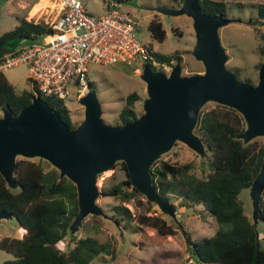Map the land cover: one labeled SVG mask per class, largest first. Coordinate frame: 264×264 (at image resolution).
I'll list each match as a JSON object with an SVG mask.
<instances>
[{
	"label": "trees",
	"instance_id": "trees-1",
	"mask_svg": "<svg viewBox=\"0 0 264 264\" xmlns=\"http://www.w3.org/2000/svg\"><path fill=\"white\" fill-rule=\"evenodd\" d=\"M198 3L207 14L227 16V4L224 0H198ZM257 13L259 22L264 23V5L258 6ZM147 27L156 40L162 41L165 38V28L158 18L150 19ZM46 30V23L21 17L13 28L0 34V55L3 53L4 43L15 42L10 48L14 49L19 46L16 44L19 39L36 40ZM175 31L181 35L180 31ZM259 35L263 40L264 32ZM260 47L263 52V44ZM149 49L161 63L173 65L176 59H182L177 51L167 54L156 52L151 47ZM152 68L157 69L155 66ZM233 70L240 75L237 69ZM243 80L254 84L248 77ZM89 86H95L91 80ZM32 87L31 90L16 91L0 71V108L16 114L38 93L69 127H74L70 109L64 99L40 94L35 86ZM139 97L135 90L126 94L124 105L118 112L119 123L139 115L135 108ZM245 127L242 114L233 107L217 104L209 109H201L194 131L210 151L207 158L203 157L207 170L201 176H196L189 171L191 163L176 164L166 160L159 163L155 160L150 168L156 193L166 195L172 203L171 196L175 195L182 206L199 203L221 224L211 235L201 239L192 238L180 218L176 217L170 223L157 209L151 210L156 203L147 200L131 184L124 161L120 163L125 169L126 177L108 187L103 186L100 192L119 196L122 198L121 202L137 198L138 204H146L149 213H142L136 219L140 226H152L162 235L176 234L180 229L195 264H264V245L239 197L243 188H249L260 168L264 144L257 139L244 143L239 135ZM44 161L40 157L38 160L16 158L15 188L8 186L0 173V209L11 212L24 228L21 236L0 238V248L14 255L2 264H88L100 253H110L114 257L115 249L110 248L108 242L89 235L70 234L69 224L78 211L75 184L66 176L59 177L56 167L45 170ZM113 210L119 213V216H114L116 222L130 220L132 217L131 210L124 204H116ZM259 214L264 220V191L259 201ZM83 222L84 219L81 225ZM67 235L72 245L68 249H62L58 243Z\"/></svg>",
	"mask_w": 264,
	"mask_h": 264
},
{
	"label": "water",
	"instance_id": "water-1",
	"mask_svg": "<svg viewBox=\"0 0 264 264\" xmlns=\"http://www.w3.org/2000/svg\"><path fill=\"white\" fill-rule=\"evenodd\" d=\"M154 9L191 17L195 34L191 53L202 62L203 71L183 74L180 59H176L168 73L154 70L149 62H144L139 75L146 83L147 96L137 117L124 123L105 122L96 89L90 86L78 97L84 116L74 127H69L38 93L18 113L3 109L0 115V173L8 186H17L14 171L18 155L47 160L59 170V177L66 176L75 184L78 211L69 224L70 234L76 232L88 214H105L96 202L99 175L113 168L117 161H124L131 184L147 200L176 219V205L166 195L156 193L150 168L176 141L185 143L200 156L206 154V144L194 127L207 101L233 107L242 114L246 127L239 137L244 143L264 135V39L258 80L252 84L239 79L226 66L228 55L218 28L232 18L205 13L198 0H182L178 7ZM246 22L255 23L251 19ZM263 191L264 154L249 186L254 226L262 219L259 201ZM10 216L11 212L0 209V219Z\"/></svg>",
	"mask_w": 264,
	"mask_h": 264
},
{
	"label": "rangeland",
	"instance_id": "rangeland-1",
	"mask_svg": "<svg viewBox=\"0 0 264 264\" xmlns=\"http://www.w3.org/2000/svg\"><path fill=\"white\" fill-rule=\"evenodd\" d=\"M0 0V34L16 25L21 17L32 21L50 22L55 17L57 0ZM85 10L93 15H100L106 11L109 0H80ZM227 4V15L233 20L218 28L221 44L225 47L228 55L226 66L229 69H237L239 79L250 78L254 83L258 80V64L262 61L261 45L263 40L260 32H264V23L259 22L257 8L264 5V0H224ZM181 0H118L119 8L127 11L138 23L133 29V36L140 43L151 47L159 53L179 52L182 56L181 66L183 74L202 72L203 64L196 59L191 49L195 42V34L191 17L185 14L168 15L154 9L156 6L178 7ZM152 18H158L165 28L166 35L162 41L153 38L148 30V22ZM255 23H247L248 20ZM177 31H180L179 35ZM33 39L21 38L16 44H28ZM15 42H6L2 45L3 52L12 48ZM162 69L160 65L156 67ZM142 66L137 63L117 61L113 64H88L89 80L94 83L98 99L101 102L102 118L107 123H119L118 112L124 105V98L127 93L135 90L139 93V99L135 102L138 114L143 111L142 102L147 96L146 83L141 79ZM8 81L16 91L31 90L33 87L27 78V65H18L2 70ZM65 104L70 109V115L74 126L84 116V106L79 103L78 98H65ZM215 101H207L201 109H209L216 106ZM3 109L0 108V115ZM264 144V135L256 136ZM206 154L200 156L193 149L181 141H176L165 153H162L157 163L166 160L170 163L182 164L189 162L192 167L190 172L201 176L207 170L204 162L206 155L210 153L206 147ZM22 157L18 155L16 158ZM39 157L29 159L38 160ZM43 159V158H42ZM45 160V159H44ZM45 170L54 166L45 160ZM55 168V167H54ZM57 169V168H56ZM126 177L125 169L120 161L103 171L98 180L99 190L104 186ZM15 188V187H14ZM243 201L246 214L251 217L252 201L249 188H243L239 193ZM146 198V197H145ZM171 200L176 205V216L181 219L186 229L191 233L192 238L201 239L203 236L213 234L219 224L204 207L199 204L190 206L179 205L177 196L172 195ZM119 196L105 195L99 193L96 202L102 207L105 214H88L83 224L79 225L75 233L77 236H92L99 241L108 242L110 248L115 249L116 255L100 253L95 255L88 264H195L194 258L187 249V244L180 229L176 234L162 235L152 226H140L136 219L142 213H149L146 204H138L137 198L127 202H121ZM116 204L126 205L132 213L130 220L123 219L120 222L114 220L119 216L113 210ZM157 209L168 222L173 218L160 211L157 205L151 207ZM261 243L264 245V220L259 219L256 223ZM135 229V231H133ZM23 227L15 216L3 217L0 219V238L3 236H21ZM62 249H68L72 243L68 235L58 243ZM14 255L0 248V264L4 260L12 259Z\"/></svg>",
	"mask_w": 264,
	"mask_h": 264
},
{
	"label": "built area",
	"instance_id": "built-area-1",
	"mask_svg": "<svg viewBox=\"0 0 264 264\" xmlns=\"http://www.w3.org/2000/svg\"><path fill=\"white\" fill-rule=\"evenodd\" d=\"M55 7L46 32L0 55V71L25 63L27 78L40 94L64 100L87 91L91 62H149L170 71L172 65L156 60L149 46L134 38L138 23L119 8L118 0H109L100 15L87 12L80 0H57Z\"/></svg>",
	"mask_w": 264,
	"mask_h": 264
},
{
	"label": "bare ground",
	"instance_id": "bare-ground-1",
	"mask_svg": "<svg viewBox=\"0 0 264 264\" xmlns=\"http://www.w3.org/2000/svg\"><path fill=\"white\" fill-rule=\"evenodd\" d=\"M43 2H48V0H43L42 3H43Z\"/></svg>",
	"mask_w": 264,
	"mask_h": 264
},
{
	"label": "crops",
	"instance_id": "crops-1",
	"mask_svg": "<svg viewBox=\"0 0 264 264\" xmlns=\"http://www.w3.org/2000/svg\"><path fill=\"white\" fill-rule=\"evenodd\" d=\"M23 231H24V228H23Z\"/></svg>",
	"mask_w": 264,
	"mask_h": 264
},
{
	"label": "flooded vegetation",
	"instance_id": "flooded-vegetation-1",
	"mask_svg": "<svg viewBox=\"0 0 264 264\" xmlns=\"http://www.w3.org/2000/svg\"><path fill=\"white\" fill-rule=\"evenodd\" d=\"M227 17H228V15H227Z\"/></svg>",
	"mask_w": 264,
	"mask_h": 264
}]
</instances>
